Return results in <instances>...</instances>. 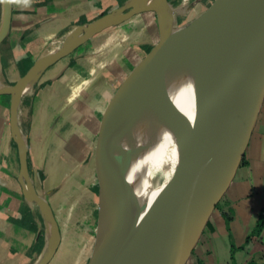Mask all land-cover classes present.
<instances>
[{"label": "crops", "instance_id": "1", "mask_svg": "<svg viewBox=\"0 0 264 264\" xmlns=\"http://www.w3.org/2000/svg\"><path fill=\"white\" fill-rule=\"evenodd\" d=\"M126 1L11 0L9 29L0 43V85L15 83L78 26ZM2 20L0 0V27ZM157 39L155 13L134 14L47 67L21 95L17 125L26 142L29 180L50 206L60 231L47 264H86L93 251L103 128L120 88ZM10 106L11 95L0 93V264H37L46 244V223L23 191ZM245 159L224 192L233 219L227 226L214 210L183 264H230V238L236 246L243 244L264 206V97ZM251 252L264 259V233ZM244 257L243 250L235 251L238 264Z\"/></svg>", "mask_w": 264, "mask_h": 264}, {"label": "water", "instance_id": "2", "mask_svg": "<svg viewBox=\"0 0 264 264\" xmlns=\"http://www.w3.org/2000/svg\"><path fill=\"white\" fill-rule=\"evenodd\" d=\"M170 2L128 0L78 26L59 48L37 58L15 83L0 85V93L11 95L10 126L20 151L23 191L43 214L49 215L53 232V246L37 264H47L54 255L60 231L50 206L29 180L26 142L17 125L20 98L31 77L37 78L47 67L109 26L134 14L152 11L156 15L158 39L120 88L103 128L96 240L86 264H183L239 166L264 97V0H214L190 24L180 27L185 31L180 36L171 33ZM2 4L0 43L9 29L11 0H2ZM216 30H228L230 39L217 128L209 139L200 124L197 86L205 45L210 33ZM170 56L177 59L179 77L190 84L192 119L175 107L163 81L157 80L155 87L149 89L142 74L145 67L159 65ZM141 101L144 103L138 104ZM131 107L135 108L129 110ZM173 107L193 160L185 161L146 202L137 205L128 181L130 153L125 131L133 128L144 112ZM119 221L117 229L109 234Z\"/></svg>", "mask_w": 264, "mask_h": 264}, {"label": "bare ground", "instance_id": "3", "mask_svg": "<svg viewBox=\"0 0 264 264\" xmlns=\"http://www.w3.org/2000/svg\"><path fill=\"white\" fill-rule=\"evenodd\" d=\"M187 2L188 0H181L175 7L170 5L173 35L180 36L185 32L173 24V14H183ZM229 39L228 30L213 31L204 49L203 69L197 86V103L200 124L203 133L209 139L214 137L217 128L220 100L226 79ZM142 74L146 77L149 89L155 87L157 80L163 81L175 107L180 108L192 119L191 87L186 79L179 77L176 58L170 56L159 65L147 66L142 70ZM35 80L36 76L29 79L25 92L31 89ZM148 98L149 96L144 101L146 102ZM144 101L138 104H143ZM175 107L148 110L141 115L133 128L125 131L127 150L130 153L128 181L131 196L137 205L146 202L158 187L176 174L185 161L193 160L191 147L179 129ZM133 108L135 107L129 110ZM43 216L47 218L46 244L38 262L47 256L53 246L50 218L47 213ZM119 225L120 221L111 227L109 234H112Z\"/></svg>", "mask_w": 264, "mask_h": 264}, {"label": "trees", "instance_id": "4", "mask_svg": "<svg viewBox=\"0 0 264 264\" xmlns=\"http://www.w3.org/2000/svg\"><path fill=\"white\" fill-rule=\"evenodd\" d=\"M245 154L243 155L240 164H245ZM219 210L221 215L223 216L227 226L229 222L234 217V211L232 206L229 204V202L225 199L224 193L219 197V199L216 202L214 210ZM213 210V211H214ZM264 233V206L260 209L258 212L256 221L251 228V230L248 232V234L245 237L244 243L240 246H236L232 239L230 238L231 248H230V264H238L234 259V253L237 250H243L245 252V257L242 263L240 264H264V259H262L260 256L255 255L251 252V249L253 245L260 240L262 234ZM41 237V234H39V238ZM193 250V249H192ZM192 250L190 251V254L192 253Z\"/></svg>", "mask_w": 264, "mask_h": 264}, {"label": "rangeland", "instance_id": "5", "mask_svg": "<svg viewBox=\"0 0 264 264\" xmlns=\"http://www.w3.org/2000/svg\"><path fill=\"white\" fill-rule=\"evenodd\" d=\"M180 1L181 0H171L170 5L175 7L178 3H180ZM213 1L214 0H211V1L210 0H198V1L197 0H188L186 5L184 6V13L183 14H178V13L173 14V24L178 26V27H183V26L190 24V22L195 17L200 15L204 10H206L213 3ZM17 120H18V114H17ZM44 220H45V223H47V218L45 216H44ZM89 240L91 241L92 239L89 238ZM93 243H94V239H93L92 245H93Z\"/></svg>", "mask_w": 264, "mask_h": 264}]
</instances>
